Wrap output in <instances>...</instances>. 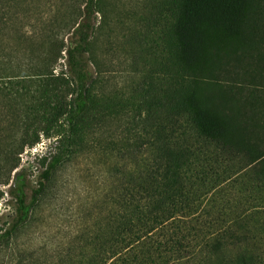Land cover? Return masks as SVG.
<instances>
[{
    "label": "trees",
    "instance_id": "trees-1",
    "mask_svg": "<svg viewBox=\"0 0 264 264\" xmlns=\"http://www.w3.org/2000/svg\"><path fill=\"white\" fill-rule=\"evenodd\" d=\"M64 1L72 11L55 26L28 13V0H0L1 59L27 57L0 68L17 122L0 120V183L39 132L58 135L54 172L112 115L133 114L114 136L95 137L110 162L93 231L61 251L15 248L0 264H264V0H155L154 38L137 40L145 64L135 100L117 110L94 96L85 62L104 0ZM31 19L49 29L34 31ZM63 52L66 71L54 73ZM12 185L16 216L0 228V250L40 204L39 195L25 203L18 173Z\"/></svg>",
    "mask_w": 264,
    "mask_h": 264
},
{
    "label": "rangeland",
    "instance_id": "rangeland-1",
    "mask_svg": "<svg viewBox=\"0 0 264 264\" xmlns=\"http://www.w3.org/2000/svg\"><path fill=\"white\" fill-rule=\"evenodd\" d=\"M28 2V13L48 20H52L54 16L55 26L67 20L72 11L69 3L64 0H28ZM104 6L103 15L97 18L91 54L88 59L85 56V62L89 73L95 76L94 96L107 99L114 110H117L118 105L133 104L135 100V89L141 80L145 64L141 53L143 46L140 47L137 40L142 39L144 34L146 39L149 36L151 39L154 38L150 30L154 25L151 15L154 12L155 0H104ZM34 22V19H31L32 25ZM41 27L49 29L48 25L34 24V31L37 32ZM56 37L65 38V33H56ZM5 40L6 38L0 39V47H4ZM10 45L15 46L17 43ZM8 56L5 55L1 59L0 54V68H3L1 64ZM9 57L11 63L27 62V57L17 51H12ZM150 63L146 60L148 66L151 65ZM60 70L66 71L64 52L61 53V59L55 64L53 72L57 73ZM12 104L13 102L9 103L0 95V120H4L3 115H6L11 125H14L17 122L14 119L15 108L11 107ZM132 114L129 108L127 111H119L117 115H112L104 127H101L93 137L87 136L84 143L75 149L69 159L54 172H49L46 168L41 170L38 176L31 178L29 167H20L18 159V165L10 173L7 183H0V228H7L16 216L15 188L12 185L14 173L19 174L20 181L24 184L25 203L30 202L32 196L39 195L40 204L35 210L32 222L19 234L13 244L7 249L0 250V261L12 259L16 253L15 248L22 250L45 246L61 251L73 244L74 241L71 240L74 235L93 231L96 222L94 206L103 185V171L108 168L110 162L96 152L95 137L101 135L107 139L114 136L117 128ZM2 128L5 129L4 126ZM9 131L6 129L3 133L7 134ZM19 133L20 130L17 136ZM40 138L50 143L49 152L54 154L58 135L50 131L48 137H45L39 132L38 140ZM26 148L27 145L21 152ZM57 254L55 252L54 256Z\"/></svg>",
    "mask_w": 264,
    "mask_h": 264
},
{
    "label": "built area",
    "instance_id": "built-area-1",
    "mask_svg": "<svg viewBox=\"0 0 264 264\" xmlns=\"http://www.w3.org/2000/svg\"><path fill=\"white\" fill-rule=\"evenodd\" d=\"M50 143L46 142L45 139L40 138L32 146L26 148L18 154L20 167L26 166L31 172V178L35 175H39L41 170H45L46 165L49 161L50 154ZM45 158L43 165H41L42 159ZM36 176V177H37Z\"/></svg>",
    "mask_w": 264,
    "mask_h": 264
}]
</instances>
